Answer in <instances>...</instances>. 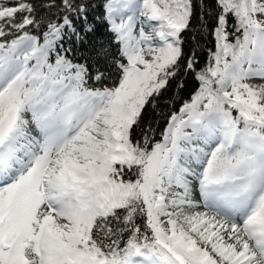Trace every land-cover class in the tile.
<instances>
[{
    "label": "snow or ice",
    "instance_id": "snow-or-ice-1",
    "mask_svg": "<svg viewBox=\"0 0 264 264\" xmlns=\"http://www.w3.org/2000/svg\"><path fill=\"white\" fill-rule=\"evenodd\" d=\"M0 264H264V0H0Z\"/></svg>",
    "mask_w": 264,
    "mask_h": 264
},
{
    "label": "trees",
    "instance_id": "trees-1",
    "mask_svg": "<svg viewBox=\"0 0 264 264\" xmlns=\"http://www.w3.org/2000/svg\"><path fill=\"white\" fill-rule=\"evenodd\" d=\"M185 41H186V47H191L193 44V40H192V33H186L185 34ZM201 43H203V41H201ZM84 55H87V52H83ZM192 85V81L188 80V86L191 87ZM157 119H159V116L156 117Z\"/></svg>",
    "mask_w": 264,
    "mask_h": 264
}]
</instances>
